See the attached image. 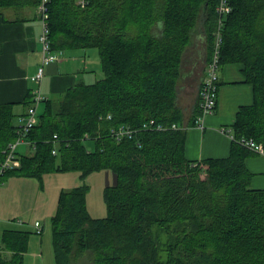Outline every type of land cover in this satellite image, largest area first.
I'll return each mask as SVG.
<instances>
[{"label":"trees","instance_id":"trees-1","mask_svg":"<svg viewBox=\"0 0 264 264\" xmlns=\"http://www.w3.org/2000/svg\"><path fill=\"white\" fill-rule=\"evenodd\" d=\"M40 1L0 0V15L37 8ZM229 1L221 65L241 64L254 90L253 103L237 113L233 134L264 143V0ZM217 5L48 0L52 49L97 48L104 75L42 101L28 133L34 150H18L21 166L4 179H42L57 171H79L85 179L103 169L118 177L104 190V217L90 214L85 182L61 190L51 217L56 264H264V188L250 186L246 165L257 153L238 141L226 157L190 160L185 153L184 112L177 103L182 58L199 32L212 58ZM34 102L29 89L23 101L0 103V162L19 135L15 106L23 105V116ZM123 128L131 133L118 135ZM30 235L5 229L0 264H24Z\"/></svg>","mask_w":264,"mask_h":264},{"label":"crops","instance_id":"crops-1","mask_svg":"<svg viewBox=\"0 0 264 264\" xmlns=\"http://www.w3.org/2000/svg\"><path fill=\"white\" fill-rule=\"evenodd\" d=\"M41 26L37 8H25L22 11L6 9L4 15H0V103L23 101L28 90H35L38 86L41 87L44 97L57 99L69 87L79 82L92 83L87 82L92 77L90 72L93 71L89 58L93 54L96 63L98 61L101 63V60L88 49L60 50V59L46 66L41 83L38 84L32 80V76L37 73L42 61L39 42ZM209 53L211 52H209L205 33L195 34L184 51L181 75L177 85V103L184 112L183 124L187 131L185 153L190 160L228 156L235 142L231 134L237 113L241 107L252 104L254 100L253 86L245 81L242 65L236 62L226 63L221 65L219 72L220 89L215 112L204 117V128L191 124L192 118L200 114L199 91L205 79L207 64L211 59ZM42 105L43 103L38 105L39 111L42 110L40 109ZM16 106L19 117L17 123H20L24 107L21 109L23 105L20 104V108L18 106L17 109ZM24 146L27 149L21 150V153L32 152L31 144H24ZM246 165L253 173L250 186L264 188V155H248ZM28 178L17 176L13 180H28ZM33 178L32 182L24 183L20 193L23 197L27 194H34V190L31 189L33 186L27 185L28 183L34 184L38 194L42 192L43 196H47L45 198L47 207L44 208V214L48 217L54 215L60 192L65 186L57 183L47 190L42 183L39 189L35 187L38 185V178ZM45 178L43 176L42 182ZM5 196L6 193H3L0 199V219L3 221L8 217L3 211ZM89 211L93 217H96L92 210L89 209ZM99 213L103 214V212ZM100 217L104 216L100 215ZM3 221L0 222V240L5 229H21L31 232L24 264H56L53 233L51 232L52 235L49 237L48 232L44 234L45 228L43 227L40 237L33 235L37 234L35 223L39 221L38 217L35 220L31 218L32 224L29 226L21 225L19 222L20 225L15 222L3 223ZM3 251L9 254L8 251Z\"/></svg>","mask_w":264,"mask_h":264},{"label":"built area","instance_id":"built-area-1","mask_svg":"<svg viewBox=\"0 0 264 264\" xmlns=\"http://www.w3.org/2000/svg\"><path fill=\"white\" fill-rule=\"evenodd\" d=\"M48 0H41L37 11L41 20V33L39 35V42L41 45L42 51V61L38 68L37 73L32 76V80L41 83L46 66L51 62L58 61L60 59L59 51H55L52 49V44L50 40V27L48 24ZM78 3L82 6L87 4V0H78ZM232 11V7L230 5L229 0H218L217 12L219 14V24L216 32V41L214 45V53L212 55L211 60L208 62L205 79L201 85L199 91L200 97V108L201 113L196 119L195 125H199L204 127L203 119L206 115L214 113L218 104L219 98V89H220V77L219 72L221 68V45L223 41L222 37V25H223V17H225L228 13ZM46 97L41 93V87H37L34 90V104L29 107L28 113L20 117V128L18 130V137L16 140L10 142L6 149H4V159L0 162V185L4 181V176L6 172L10 169L19 168L21 166V160L19 158V154L17 153L19 146L24 144H31L28 140V133L30 129L34 127L37 122L38 116V105L41 104ZM173 128H179L180 126L173 124ZM131 133L130 130L120 129L118 131V135ZM232 138L235 141H238L240 144L249 148L253 152L264 155V143L258 142L254 138L242 137L240 139H236L234 134L232 133ZM55 137H57L55 135ZM53 153H56V149L53 150ZM35 226L37 228V233L41 234L43 231V227L39 221H36Z\"/></svg>","mask_w":264,"mask_h":264},{"label":"rangeland","instance_id":"rangeland-1","mask_svg":"<svg viewBox=\"0 0 264 264\" xmlns=\"http://www.w3.org/2000/svg\"><path fill=\"white\" fill-rule=\"evenodd\" d=\"M88 50L92 51L91 53L94 52L98 59L100 58L99 51L97 48H89ZM89 62L93 71L90 72V76L92 77L87 80V82H95L96 80L102 78L104 75L101 68V63L100 61H98L97 63L94 61L93 54L92 57L89 58ZM41 103L44 104V102ZM18 106L20 108V105H17V109ZM22 108L23 106H21V109ZM42 108L43 105L40 109ZM15 111L17 112L18 110L15 109ZM18 118L19 117L17 116L15 119L16 122L18 121ZM19 149L18 150L21 152V150H26L27 147L21 145L19 146ZM50 175L53 176L50 177ZM15 177L17 176H8L0 185V199H2V194L6 193L3 211H5V214H7L8 216L7 219H4V221L0 219V222L3 221V223L5 222L8 224L10 222H15V224L17 225H20L19 223H21V225L29 226L30 224H32L31 218L35 220L38 217L39 222L42 224V227L45 228L44 234L48 232V236L50 237L52 235L51 217L53 215H50L48 217L44 214V208L46 209L47 207V200L45 199L47 198V196H43V194H41L42 192H39L38 194V190L34 188V184L31 185L30 183H28V186H33L31 189L34 190V194H27L23 197L22 193H20V189L23 187L24 183H27L26 181L32 182V179L34 178L29 177L28 180H13V178ZM44 177H46L44 182H42V179H38L39 181L36 179L38 181V185H35V187L37 186L39 187V189H41L40 186L43 183L44 187H46L47 190H50V187L56 185L57 183H60L65 186V189H70L85 182L89 186V191L87 194V206H89V209L92 210L94 214H96V217H100V215L106 216L108 214L107 204L104 198V190L107 186L114 185L118 181L117 174L111 169H103L100 171L92 172L88 176H86L85 179L82 178L81 173L79 171H57L49 174L46 173ZM51 178L53 179L51 180ZM99 212H103V214H100ZM33 235L40 237V234L38 233Z\"/></svg>","mask_w":264,"mask_h":264}]
</instances>
